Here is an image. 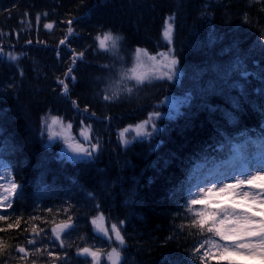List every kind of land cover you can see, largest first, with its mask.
Listing matches in <instances>:
<instances>
[{
  "label": "trees",
  "instance_id": "trees-1",
  "mask_svg": "<svg viewBox=\"0 0 264 264\" xmlns=\"http://www.w3.org/2000/svg\"><path fill=\"white\" fill-rule=\"evenodd\" d=\"M173 15L174 50L185 78L194 80V94L174 124L168 121L152 140L124 147L119 130L162 109L161 98L177 88L183 91V83H145L132 97L106 101L108 82L115 68L132 60L137 47L151 53L167 48L162 33ZM69 27L75 35L66 39ZM107 31L122 36L123 61L98 49L95 38ZM0 46L19 57L13 62L0 56V147L23 191V198L16 197L4 211L12 213L7 223L22 218L18 229L0 232L9 245V262L32 264L36 254L20 260L15 247L29 248L32 225H41L48 234L40 247L47 245L54 256L66 254V264H91L90 257L86 260L77 251L105 245L91 223L103 213L108 226L124 221L127 243L121 264H197L190 253L201 237L180 227L189 223L184 204L193 185L194 162L213 151L218 158L226 157V144L238 135L260 138L264 133V0H0ZM73 50L84 52L74 66ZM69 67L72 73L66 79ZM60 80L68 84V95ZM250 102L260 107L251 110ZM250 111L255 112L252 120ZM49 112L96 125L103 146L93 159L71 162L60 154L52 156L41 135ZM200 114L222 119L200 129ZM175 142L196 145L194 153ZM40 152L48 155L47 163H38ZM176 167L178 175L173 173ZM161 173L164 183L155 184ZM68 215L76 228L60 248L59 241L51 240V228ZM53 261L64 264L47 254L36 264ZM100 264H109L105 254Z\"/></svg>",
  "mask_w": 264,
  "mask_h": 264
},
{
  "label": "snow or ice",
  "instance_id": "snow-or-ice-1",
  "mask_svg": "<svg viewBox=\"0 0 264 264\" xmlns=\"http://www.w3.org/2000/svg\"><path fill=\"white\" fill-rule=\"evenodd\" d=\"M45 15L47 14L45 13ZM39 19L40 17L37 16V21ZM67 23L71 25L72 20H68ZM174 25L175 16L173 15L166 21L162 33L163 39L168 44L173 42ZM44 27L52 29L53 25L46 24ZM74 35L75 30L69 27L66 39L67 36ZM66 39L61 40L60 43L65 44ZM95 39L98 41L99 50L110 53L114 58L123 61V58L119 55L120 41L123 39L121 36L108 31L102 35H97ZM28 43H31V41H28ZM73 52L74 66L77 60H83L84 52L75 53V50ZM157 55L161 57L160 60H157V56H150L146 49L136 48L134 54L135 64L132 68L121 72L120 83H123L124 80H134L135 86H142L146 82L152 83L153 80H176L180 69L177 67L179 60L174 55V49L169 48L168 52L158 53ZM0 56H6L8 60L13 62L19 59L12 52L5 53L2 46H0ZM145 58L152 62L151 66L147 68L144 64ZM104 68L111 71V66L109 65H104ZM71 73L72 67H69L65 78L67 79ZM21 75H23L22 72ZM71 79L75 81L76 78L71 76ZM59 83L63 85L64 95H68V84L64 80H60ZM133 91L134 88L130 87L115 88L111 94L104 95L103 99L106 101L116 100L119 99L121 92L131 95ZM73 105L79 108V104L76 101H73ZM261 109L264 111V105L261 106ZM84 112L87 113L88 108H85ZM91 115L95 116L96 113L92 112ZM159 116V112H153L148 120L123 129L119 134L121 143L127 147L130 141L127 139L126 133L130 131H135L137 138H150L158 129L157 125L152 122V131L149 132V124L159 118ZM57 125L61 129L65 127L61 117L51 116L50 118H45L41 135L47 132L49 140H55L57 137L63 139L70 152L74 154L67 157L69 160L74 162L86 160L94 157L99 152L100 141L99 138H96L95 142H93V137L90 134L91 125H87L80 133L87 142V146L75 141L74 138L70 142V138L65 136L63 131H56ZM66 127L70 129L72 125L68 124ZM260 139L264 141V133H262ZM3 152L4 147H0V178L11 177L12 164L3 158ZM200 167L198 165V168ZM212 176L213 173L208 172L204 179L196 184L195 190L192 187L187 190L188 195L184 209L185 218L189 219V223L186 225L182 224L180 227L181 229H188L189 235L195 234L201 237L191 250L190 259L195 260L197 264H264V166L252 170L245 169L242 173L231 177L218 174L213 179L210 178ZM229 179L233 182L229 183ZM7 183L8 187L0 183V210L11 208L14 197L23 198L22 186L15 183L14 179H9ZM18 188L21 191L18 192ZM196 205L201 207L196 209L194 207ZM48 211L52 212V209H48ZM64 213L67 215V208L64 209ZM11 215L12 213L0 212V222L6 223V227H0V232H7L20 227L21 217H17L12 223H7ZM32 219H36V217H32ZM91 223L99 236L118 245L117 247H112L111 251L107 253V260L111 261V264H121L124 259L121 250L125 249L127 243L125 235L122 233L124 221H120L119 224L111 223L109 227L106 224V217L103 213H100L92 219ZM38 227V225H32L31 227L34 238L27 240V245L31 246L30 248L20 245L15 247V251L21 254L19 259L27 260L33 253H38L40 256L47 254L49 258L54 257L64 261V264H66V254L64 256H54V253L48 250L47 245L39 246L44 244V238L40 236V233L44 230L39 229L38 231ZM75 228L76 225L72 222V217L68 215L67 220L61 221L51 228L52 241H59L56 246L64 248L65 243L61 238L62 234L71 235ZM27 230L25 229V231ZM193 230H195V233ZM8 248L9 245L4 237H0V256H4ZM77 255L85 257L86 260L91 257V264H100L101 251L99 249L93 250L92 247H82L78 249ZM5 264H7V261H5ZM32 264H36L35 259Z\"/></svg>",
  "mask_w": 264,
  "mask_h": 264
},
{
  "label": "rangeland",
  "instance_id": "rangeland-1",
  "mask_svg": "<svg viewBox=\"0 0 264 264\" xmlns=\"http://www.w3.org/2000/svg\"><path fill=\"white\" fill-rule=\"evenodd\" d=\"M168 51H169V49L160 51L158 53H162V52L166 53ZM147 52L150 56H157V60L161 59V57H159L157 55L158 53L151 54V53H149L148 50H147ZM134 54H135V51L133 53V56H134ZM151 63L152 62L147 60L146 58L144 59V64H145L146 68L151 66ZM134 64H135V56H134V63L129 68H125V69L119 68V67L115 68V70H114L115 75L113 76V79L109 82L108 94H111V92L115 88H120V89H123L125 87L133 88V85L135 84L134 80H132V81L124 80L123 83H120V80H121V72L132 68L134 66ZM177 67L179 68L180 65L178 64ZM180 75H181V71H180L178 77ZM153 81H159V80H153ZM162 102L164 104V107H162V110L156 111V112L160 113L159 118L155 119L154 121H151L149 124V127H148V131L151 132L152 131L151 123L154 122L157 125V129H158V131L154 132L153 135L150 137L151 139H153L158 134V132L160 131L161 124H160L159 120L161 118H169V117H172V116L178 114L182 110L181 107L183 106V104H185L187 102V97L183 96V95H181V96L168 95L167 97H165L162 100ZM152 113H150V114H152ZM150 114H149V116H150ZM51 116H54V115H51ZM51 116L48 115L46 118H50ZM149 116L145 120H148ZM145 120H143V121H145ZM62 121H63V124L65 127L63 129H61V127L59 125H57L56 131H58V132L63 131L64 135L68 136L70 138V142L74 138L75 141H79L80 143H83V144H85V146H87V142L80 135L82 129L78 133H74L72 131V129H74V126H72V129L71 128L68 129L66 127L68 124H71V122H68V121L66 122L63 119H62ZM143 121H140V122H138L134 125H131V126H135L137 124H140ZM129 126H127L126 128H128ZM44 135H45V142L48 146H52L53 144L57 145V147L61 148V154L64 155L65 157H68L70 155H74L73 153L70 152L67 144L64 143L63 139H61L60 137H57L55 140H49L47 132H45ZM126 137L129 141L137 138L135 131H130V132L126 133ZM143 138L148 139V137H143ZM93 142H95V140H93ZM263 144H264V142H263ZM238 147H240V153H241V157L243 158V160L246 159V161H248L247 165H246V169L252 170V169H257V168H260L261 166H264V154L261 156L257 155L255 153V145H253L252 143H245L244 145H238ZM258 156H259V158H257ZM198 165L201 167L198 168ZM234 166H235V164L233 163L231 165H224L223 167L219 168V170H214L213 167L209 166L208 162H198L195 166V172H196L195 174H196L197 183L199 181L203 180L204 176L208 172L213 173V176L210 177L213 179L216 178V176L218 174H224V175H227L229 177H231L233 175L240 174L241 172H237V169H234ZM228 182L232 183L233 181L231 179H229ZM0 183H3L5 187H8V185L5 183V179H3V177L0 178ZM109 243L112 244V242H109ZM96 249H99L102 253L101 248H95L93 250H96ZM111 249H109V251H107V252H110ZM110 263H111V261H110Z\"/></svg>",
  "mask_w": 264,
  "mask_h": 264
},
{
  "label": "bare ground",
  "instance_id": "bare-ground-1",
  "mask_svg": "<svg viewBox=\"0 0 264 264\" xmlns=\"http://www.w3.org/2000/svg\"><path fill=\"white\" fill-rule=\"evenodd\" d=\"M196 31H197V30H196ZM197 32H198V31H197ZM198 33H200V32H198ZM179 69H180V71H181V75H180L179 77H177L176 80H174V81H170V82L173 83V84H175V85H177V86H179V85H181V84L183 83V87H182L183 91H181L179 88H177L176 91H174L173 93H168V94H169V95H174V96H181V95L186 96V97H187V102H186L185 104H183V106L181 107L182 110H181L178 114H176V115H174V116H172V117H169V118H161V119L159 120V122H160V124H161L160 132L163 130L164 126L166 125V123H167L168 121H170V122H169L170 124H174V123L177 121V119L179 118L180 114L183 113L185 107L189 104V102H190L191 99H192V95L194 94V80H193L191 77H189V76L185 78V71H184L183 66L180 65ZM260 70H261V69H260ZM179 78H180V79H179ZM178 79H179V80H178ZM184 79H185V80H184ZM212 90H216V88L212 87ZM164 96H165V95H164ZM164 96H163L162 98H164ZM249 107H250L251 110H252V109H253V110H255V109L257 110V109L260 107V104H259V103H255V102H250ZM53 114L62 118L61 115L55 114L54 112H53ZM247 114H248V118L252 120V118H253L255 112L250 111V113H247ZM197 119H198V121L196 122L197 126H198L200 129H205L206 126H207L210 122L215 121V120L220 121V120L222 119V116H221V115L208 116V115L200 114V115L198 116ZM175 132H176V131H175ZM149 139H151V138H149ZM139 140H145V138H136V139H134V140H131L130 143H129L128 145H131L132 143H134V142H136V141H139ZM99 141H100V143H101V142H103V139H99ZM121 144H122V143H121ZM46 145H47V144H46ZM122 145H123V144H122ZM128 145H127V146H128ZM47 146H48V145H47ZM123 146H124V145H123ZM174 146H177V147L185 146L186 149L189 151L188 153H194L193 150H195V148H196V145H193V146L190 147L189 144L187 145V144H184L183 142H179V143L175 142V143H174ZM48 147H49V148L52 147V149H51V153H52V156H53V157H54V156H57L58 154H60L61 157L66 158L67 160H69L67 157H65L64 155L61 154V148H60V147H57V145L53 144L52 146H48ZM124 147H125V146H124ZM58 151H59V152H58ZM95 155H96V154H95ZM95 155H94V157H95ZM94 157H92V158H88V159H86V160H91V159H93ZM37 161H38L39 164H45V163H47V162L49 161V157H48V155H46V154L40 152V154L38 155V159H37ZM69 161L74 162V161H72V160H69ZM81 161H85V160H81ZM75 162H79V161H75ZM178 165H180V162H178ZM163 168H165V165H164V164H163ZM179 169H180L179 167H176V168L174 169L173 173L176 172V175L180 174ZM101 175H105V174H101ZM163 175H165V174H164V173H161L159 176H156V178H157L156 180H157V181H156L155 184H161V183L163 184V183H164V177H165V176L163 177ZM3 179H5V183H6L7 185H8L7 181H8L9 179H14L15 183H17V184L19 185L18 180H17V178H16V176H15V174H14V168H13V166H12L11 177H9V176H5V177H3ZM180 179H181V176H178V180H180ZM178 180H177V181H178ZM8 186H9V185H8ZM17 191L19 192L20 189L18 188ZM15 199H16V197L13 198L12 204H13V202L15 201ZM8 209H10V208L2 209V210H0V212H4V211H6V210H8ZM38 226H39V227H38V231H39V229H43V230H44L43 232L40 233V236H41L42 238H45V237L47 236V234H48V228H47L46 226H41V225H38ZM69 237H70V236L67 235V234H62V237H61V238L65 241L66 239H69ZM28 239H31V237H29ZM51 240H52V234H51ZM41 246H42V245H41ZM30 247H31V246H29V248H30ZM26 248H27V246H26ZM35 254H36V255L34 256V259L36 260V262H38V260H39V258H40L41 256H40V254H38V253H35ZM2 258H3V259L0 258V264H5V261H7V264H21V263H11V262H9V261H10V256H9V258H7V257L4 255Z\"/></svg>",
  "mask_w": 264,
  "mask_h": 264
}]
</instances>
